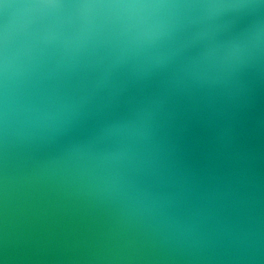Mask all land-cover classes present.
Returning a JSON list of instances; mask_svg holds the SVG:
<instances>
[{"label": "water", "instance_id": "1", "mask_svg": "<svg viewBox=\"0 0 264 264\" xmlns=\"http://www.w3.org/2000/svg\"><path fill=\"white\" fill-rule=\"evenodd\" d=\"M0 264H264V0H0Z\"/></svg>", "mask_w": 264, "mask_h": 264}]
</instances>
